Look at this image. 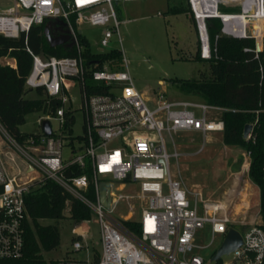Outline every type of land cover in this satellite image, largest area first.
I'll return each mask as SVG.
<instances>
[{
	"label": "built area",
	"instance_id": "built-area-1",
	"mask_svg": "<svg viewBox=\"0 0 264 264\" xmlns=\"http://www.w3.org/2000/svg\"><path fill=\"white\" fill-rule=\"evenodd\" d=\"M2 1L11 3L7 8ZM139 0H0V35L18 39L33 26L45 24L54 35L69 34L76 50L73 57H46L32 53L33 65L26 78L29 90L42 91L47 113L39 119L51 125V134L43 127L38 136L11 134L0 121V260H19L25 255V224L28 220L26 196L32 187L53 181L92 213L100 227L101 253L98 261L79 264H209L201 253L215 244L222 236L223 244L230 229L239 231L243 244L229 255L227 264H263L264 231L259 224H248L246 216L234 217L227 204L206 200L202 191L189 188L179 174L171 172L170 158L179 164L182 155L176 149L173 135L184 132L207 136L222 133L225 129L220 114L224 108L195 100H165L161 97L146 98L140 92L128 70L114 58L101 61L93 57L88 64L84 57L86 46L82 43L81 27L85 24L103 27L100 52L112 53L111 44L117 36L122 45L121 26L116 6L121 2ZM196 21L200 57L210 60L217 56L207 25L208 19H219L221 35L234 39L256 41L254 52L258 58L257 43H264V0H187ZM221 4L239 5V13L220 10ZM262 27L256 28V21ZM219 35L216 36V42ZM263 50V48H262ZM4 63L16 66L15 60L4 58ZM88 80L91 81L88 84ZM78 88L83 115V134L70 140L75 125L74 111L69 107L72 90ZM53 101L59 102L55 110ZM149 103L153 104L150 107ZM68 106V108H67ZM255 113L258 115L259 110ZM57 123L52 128L51 122ZM247 140L255 141L254 125ZM163 133H167L174 146L168 154ZM74 142H78L75 147ZM70 148L71 158L64 156ZM240 173L249 175L251 152L245 151ZM18 161L23 166L18 165ZM76 166L89 169L84 173L68 176ZM109 182L110 208L100 199L99 185ZM95 197H89L91 186ZM137 187L138 192L126 193ZM167 188L165 193L164 189ZM137 200L141 205L139 219H135ZM128 203L129 215L115 217L114 211ZM132 202V203H131ZM65 213H69L65 211ZM126 222L135 223L131 229ZM81 226V225H80ZM77 226L74 232L79 235ZM208 229L212 241L207 246L197 243L199 230ZM73 250L84 249L82 241H73ZM219 246V248H220ZM218 248V249H219ZM217 249V250H218ZM222 256V257H224Z\"/></svg>",
	"mask_w": 264,
	"mask_h": 264
},
{
	"label": "rangeland",
	"instance_id": "rangeland-1",
	"mask_svg": "<svg viewBox=\"0 0 264 264\" xmlns=\"http://www.w3.org/2000/svg\"><path fill=\"white\" fill-rule=\"evenodd\" d=\"M7 8L11 3L2 1ZM183 4L188 13L172 14L170 7ZM119 19L124 21L121 26L122 45L118 37L113 39L111 49L120 52L118 62L123 65L122 70H128L137 89L146 95V98L161 97L165 100H195L198 98L185 95L178 87L176 81L194 80L199 77L200 71H206L208 65L200 60V43L197 24L194 20L187 0H139L121 2L116 6ZM220 10L228 13H239V5L221 4ZM82 39L89 43V49L93 53H99L101 38L104 33L103 27L83 25L80 29ZM264 39V37H263ZM264 44V43H263ZM263 48V46H262ZM91 83L90 80L87 81ZM72 102L69 106L74 111L75 125L70 133V140L83 134V115L81 111V99L78 88L72 90ZM36 91H30L28 98H37ZM153 107L152 103H149ZM68 108V106H67ZM39 113H30L26 123L19 130L21 133L38 136L42 132ZM56 130L57 123L51 122ZM168 154H173L175 149L167 133H163ZM177 151L182 154L179 164L175 158H170L171 172L180 174L189 188L202 191L206 200L222 201L228 205L231 214L241 220L246 216L248 224H259L260 195L258 188L251 182L249 175L240 173L236 168L240 157L243 158L245 151L228 146L223 143L221 133L209 134L206 138L205 148L200 151L204 144L203 134L197 132H184L173 135ZM78 142H74L78 147ZM70 148L64 150L65 158H71ZM242 162V164H243ZM20 167L23 166L18 161ZM242 166V165H241ZM179 168V171H178ZM126 193L138 192L137 187L126 189ZM165 193L167 188L164 189ZM132 203V202H131ZM135 219L140 218L141 205L137 200ZM128 203H123L113 213L115 217L129 215ZM68 212V211H67ZM42 225L57 226L60 232V245L50 252H44L43 258L47 263L76 260L93 262L95 254L101 253L100 227L92 217L91 221L84 222L78 228L83 232L81 239L84 249L75 252L73 241L78 237L75 229L76 223L72 219L43 220ZM197 243L207 246L212 241V234L208 229L197 232ZM222 243V236H216L215 244L203 250L201 253L211 261L213 254ZM232 256H224L218 262L209 264H227Z\"/></svg>",
	"mask_w": 264,
	"mask_h": 264
},
{
	"label": "trees",
	"instance_id": "trees-1",
	"mask_svg": "<svg viewBox=\"0 0 264 264\" xmlns=\"http://www.w3.org/2000/svg\"><path fill=\"white\" fill-rule=\"evenodd\" d=\"M170 13H188L183 5H173ZM263 21L259 20V27ZM212 46L217 47V56L210 60H203L200 56L197 61L208 65L206 71H200L199 77L194 80L176 81L179 89L188 96L196 97L201 101L224 108L220 116L224 120L225 129L221 133L223 143L251 152V166L249 179L258 188L260 195L259 226L264 231V44L258 58L254 52L245 51V48L255 49L256 41L250 39H234L221 35L222 24L219 19H208ZM45 24L33 26L27 33L18 39H10L0 35V121L14 136L20 135L19 128L26 123L30 113L46 114L48 109L42 91H37V98H28L31 91L26 88L25 82L33 65L34 54L46 57L55 56L73 57L76 50L71 43L53 48L44 34ZM219 38L216 42V36ZM86 46L84 57L89 64L93 57L101 61L114 58L119 60L121 54L113 51L109 54L96 55L89 49L86 39H81ZM15 60L16 66L5 64L2 60ZM53 101L51 110L59 106ZM256 110L260 113L257 115ZM255 141L244 139V128L247 124H254ZM240 157L236 168L242 165ZM92 176L89 169L82 170L73 166L68 176L82 174ZM89 197H95V188L89 189ZM28 220L25 224V255L19 260H0V264H79L76 260H62L47 263L43 258L44 252H50L60 245V232L57 226L42 225L43 220H61L65 218V211L72 214L76 226L92 220L91 211L79 200L66 192L53 181H46L42 185L32 187L26 196ZM131 229H136L135 223L126 222ZM77 239H82L78 236ZM94 260H99L95 254ZM264 264V263H263Z\"/></svg>",
	"mask_w": 264,
	"mask_h": 264
},
{
	"label": "water",
	"instance_id": "water-1",
	"mask_svg": "<svg viewBox=\"0 0 264 264\" xmlns=\"http://www.w3.org/2000/svg\"><path fill=\"white\" fill-rule=\"evenodd\" d=\"M45 37L47 38L51 47L56 48L62 46L70 41L69 34H60L54 35L51 32V29L46 26L44 29ZM257 48L259 51H262V45L260 42L257 43ZM43 130L46 135L51 134V125L48 120H44L42 123ZM252 130V124H247L244 128L243 137L246 139ZM111 189V184L109 182L101 183L99 185V193L102 205L109 209L110 208V198L109 193ZM65 218L72 219L73 216L71 213H65ZM243 244V237L241 233L235 229H230L223 244L217 250L216 254L213 257L214 261H218L224 255H229L236 249H238Z\"/></svg>",
	"mask_w": 264,
	"mask_h": 264
},
{
	"label": "bare ground",
	"instance_id": "bare-ground-1",
	"mask_svg": "<svg viewBox=\"0 0 264 264\" xmlns=\"http://www.w3.org/2000/svg\"><path fill=\"white\" fill-rule=\"evenodd\" d=\"M256 26V28H259V21H256V24H255Z\"/></svg>",
	"mask_w": 264,
	"mask_h": 264
},
{
	"label": "crops",
	"instance_id": "crops-1",
	"mask_svg": "<svg viewBox=\"0 0 264 264\" xmlns=\"http://www.w3.org/2000/svg\"><path fill=\"white\" fill-rule=\"evenodd\" d=\"M3 62L5 61L4 59L2 60ZM199 101H201L200 99H199ZM261 222V221H260ZM83 225V224H82ZM82 225L80 226V227H82ZM81 234H83V232H80V234L79 235H81ZM100 255V254H99Z\"/></svg>",
	"mask_w": 264,
	"mask_h": 264
}]
</instances>
